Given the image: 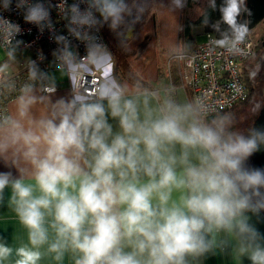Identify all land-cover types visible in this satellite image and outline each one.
<instances>
[{"label": "clouds", "instance_id": "9594fccd", "mask_svg": "<svg viewBox=\"0 0 264 264\" xmlns=\"http://www.w3.org/2000/svg\"><path fill=\"white\" fill-rule=\"evenodd\" d=\"M172 4L182 9L186 0ZM13 7L41 31L52 29L49 0H0L6 45L22 43L20 26L3 15ZM59 11L86 45L79 57L67 37H55L63 45L54 53L57 67L75 74L112 62L95 33L107 25L131 39L145 0H62ZM219 11L228 31L214 44L234 54L249 34L248 23L238 22L245 0H223ZM212 27L219 32L220 22ZM37 77L32 62L30 78ZM30 93L28 86L14 111L0 114V208L24 233L13 243L0 235V264H64L66 257L70 264H204L224 254L234 264H264L257 226L264 223V168L249 163L264 147V130L237 128L231 113L207 119L200 100L139 82L129 88L114 76L38 116Z\"/></svg>", "mask_w": 264, "mask_h": 264}, {"label": "built area", "instance_id": "2783aa9c", "mask_svg": "<svg viewBox=\"0 0 264 264\" xmlns=\"http://www.w3.org/2000/svg\"><path fill=\"white\" fill-rule=\"evenodd\" d=\"M49 2L53 27L52 29L45 27L43 31L38 26L26 22L22 10L13 7L11 11L3 12L5 17L20 26L21 33L16 40L22 43L15 46V41H13V45H6L3 40H0L2 50L8 58V51L11 47H15L13 55L19 51H26L29 57L19 64L15 72L7 73L0 69V114L8 113L9 103L22 94L28 86L31 89L37 87L45 94L56 92L57 86L48 81L50 71L56 70L66 74L72 94L75 90H79L91 95L100 80L113 76L112 62L102 70L89 66L87 69L81 68L75 74L57 67L60 61L54 53L63 45L57 43L56 36L67 37L72 49L78 53L79 57L86 56V45L69 34L68 20L59 11L62 0H49ZM73 2L74 0H67L68 5ZM95 35L108 49L102 28ZM219 38L215 34L206 33L204 41L196 43L193 50H185L182 46L167 61L169 69L173 66L177 69V87L184 90L191 100L202 101L208 109L207 117L230 111L249 96L241 70L243 64L251 58L254 52L252 37L248 34L234 54L215 46L214 41ZM32 62H35L38 69L36 79L30 78ZM167 78L171 83L169 72ZM50 88H54V91H49Z\"/></svg>", "mask_w": 264, "mask_h": 264}, {"label": "trees", "instance_id": "16d2710c", "mask_svg": "<svg viewBox=\"0 0 264 264\" xmlns=\"http://www.w3.org/2000/svg\"><path fill=\"white\" fill-rule=\"evenodd\" d=\"M223 0H216V7L210 6V0H188L187 10L185 13L183 25V36L186 43L189 45L197 43L192 30L200 26L203 33H212L220 37L221 32L228 31V26L222 22L220 7ZM247 12H242L238 17V22H247L249 33L264 21V0H245ZM179 8L172 4V0H155V11L149 18L138 28H136L133 38L124 44V47L132 49L130 52L131 59H135L131 63V74L135 77V81L123 79L118 80L122 84H126L131 88L135 83L140 84L144 88H150L154 81L162 74L163 62L173 52L177 42V27L179 25ZM250 13V14H249ZM207 16L208 24H204V18ZM220 22V31L212 27L213 24ZM103 31V29H102ZM106 44L111 47V43L116 39L110 35L104 34ZM133 47V48H132ZM247 60L242 67V76L249 90V96L244 101L247 102L253 94V86L249 76V71L246 69ZM173 75V76H172ZM171 78L174 85H177V74L175 69H172ZM220 114H224L220 113ZM217 114V115H220ZM214 116L206 117L212 119ZM252 127L264 130V106L259 110L258 115L254 119ZM252 166L264 168V147L260 151L253 154L250 158Z\"/></svg>", "mask_w": 264, "mask_h": 264}, {"label": "rangeland", "instance_id": "374dc122", "mask_svg": "<svg viewBox=\"0 0 264 264\" xmlns=\"http://www.w3.org/2000/svg\"><path fill=\"white\" fill-rule=\"evenodd\" d=\"M187 2L182 9H178L180 12L179 16V25L176 28L177 30V42L176 46L174 47L173 52L169 55V57L174 54V52L181 48L182 46L185 47V50H193L196 46L195 43L189 45L186 43L184 34H183V25L185 24L184 18L185 13L187 10ZM155 11V0H145V11L142 14V17L138 23L135 24L136 28L141 26L147 18L151 16V14ZM193 32L195 36V41L197 43H201L204 41V35L200 30H196L193 28ZM133 34H131L132 36ZM249 35L252 37L254 42V52L246 64V69L250 73L253 71H257V75L255 78H251L252 86H253V94L249 98L247 102H242L232 110L224 112V113H231L235 120H236V127L242 130H246L250 124L252 123L254 117L257 115L258 112L253 113L252 109L256 104H260V109L264 106V21H262L258 26H256ZM133 38V36H132ZM131 38V39H132ZM129 39V40H131ZM129 40H124L123 37H119L115 42L111 43V47L109 46V51L112 56V73L113 76L118 80L120 77L123 79H129L131 81H135V77L131 74V63H134L135 59H131L130 52L132 49L124 47V44L127 43ZM133 48V47H132ZM5 53V52H4ZM21 56V54H20ZM167 57L163 62V79L165 83H168V72L171 74L172 69H175V73L178 74L177 69L173 66L171 69L167 66V61L169 59ZM1 70L10 71L6 67V65H0ZM173 76V75H172ZM174 80V79H173ZM171 78V82H174ZM119 81V80H118ZM141 83V82H140ZM154 84V83H153ZM141 85H144L142 83ZM259 109V110H260ZM258 110V111H259ZM250 163V161H249ZM251 164V163H250Z\"/></svg>", "mask_w": 264, "mask_h": 264}, {"label": "crops", "instance_id": "0c3cea01", "mask_svg": "<svg viewBox=\"0 0 264 264\" xmlns=\"http://www.w3.org/2000/svg\"><path fill=\"white\" fill-rule=\"evenodd\" d=\"M102 29H103L104 34H106L107 36L110 35L116 40L119 37H121V36H118L116 32H113L112 30H110L107 25H104ZM194 29L196 30L198 29L203 33L202 28L200 26L195 27ZM135 30H136V26H134L132 34H134ZM192 33L194 35L193 30H192ZM203 35L205 38V33H203ZM28 57H29V53H27L26 51H19L15 53L11 58L10 57L8 58L0 46V65L2 64L6 65L8 70H10V71L4 70V72H7V73L15 72L19 68V64ZM48 81L57 86L58 89L56 92L51 93V94H45L37 87L31 89L30 94L37 98V103L34 104L32 108L33 113L37 116L42 113H46L50 105L54 103L56 100L60 98H68L72 95L70 88L68 86L67 76L64 72L56 71V70L50 71L48 74ZM146 88L147 89H166L172 92L180 100H191L190 96L184 90L178 88L177 85H174L172 82L165 83L163 79V74H161L158 77V79L154 81V84L150 88L148 87ZM19 96H21V94L15 97L9 103L8 112L14 111L15 102ZM254 119L248 128L252 127V124L254 123ZM0 170H5L2 165H0ZM257 226L261 232H264V223H259ZM0 235H4L5 238L9 241V243H13L14 237L16 238L17 241L24 238L23 230L20 229L15 219L12 218L10 213H8V209L6 207L0 208ZM42 264H55V262L51 261L50 259H45L44 261H42ZM64 264H70V261L67 257L65 258ZM204 264H234V261L232 260L229 254H224V255H217V256L209 257L204 262ZM242 264H250V262L247 261V259L245 258L242 261Z\"/></svg>", "mask_w": 264, "mask_h": 264}]
</instances>
